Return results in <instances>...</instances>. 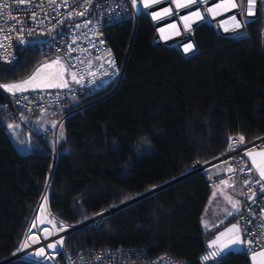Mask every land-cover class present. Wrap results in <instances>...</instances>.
Returning <instances> with one entry per match:
<instances>
[{
	"label": "trees",
	"instance_id": "obj_1",
	"mask_svg": "<svg viewBox=\"0 0 264 264\" xmlns=\"http://www.w3.org/2000/svg\"><path fill=\"white\" fill-rule=\"evenodd\" d=\"M244 27V34L229 36L201 21L192 29L195 48L183 53L173 44H152L153 23L141 11L135 24L124 19L103 30L122 68L119 81L58 106L68 113L55 157L38 142L18 152L0 123V261L21 247L41 203L52 218L74 226L166 184L100 223L70 231L63 248L75 254L122 246L144 250L147 257L168 253L186 264H202L199 255L208 241L235 216L202 228L214 171L192 172L191 163L219 156L231 135L245 140L264 135L262 2L258 16ZM46 56L43 44L18 46L14 60H0V83L25 77ZM5 99L0 90V103ZM145 144L147 151L137 152ZM53 257L65 264L61 250ZM2 264L50 263L30 256ZM209 264L251 263L243 251H228Z\"/></svg>",
	"mask_w": 264,
	"mask_h": 264
},
{
	"label": "built area",
	"instance_id": "obj_2",
	"mask_svg": "<svg viewBox=\"0 0 264 264\" xmlns=\"http://www.w3.org/2000/svg\"><path fill=\"white\" fill-rule=\"evenodd\" d=\"M262 1L253 0V3L249 5L248 0H233L236 7H232L230 0H196L195 3L189 0H179V3L184 6L178 7V0H147V6L145 0H137L135 5L132 0H24V3H19V0H0V45H3L0 47V60L12 61L17 57L18 46L37 42L46 47L47 56L45 58L54 57L65 63L69 80L67 87L51 90L30 89L19 93H8L0 88L6 97L0 103V123L5 126L8 138L18 152L26 153L30 151L33 142H38L49 147L55 157L57 129L36 131L25 122L24 118L27 114L58 107L85 91L93 89L99 83L106 84L114 79L119 81L122 68L116 65L115 58L106 46L103 33L105 27L124 19H131L135 24L138 14L144 11L149 15L154 26L152 44H173L181 52L188 53L189 51L184 52L181 48V39L171 37L168 27L170 21L175 20L179 23L181 33L193 42V50L195 43L192 29L199 22L214 23L218 28L217 21L235 16L242 25L237 33H229V29L221 31L219 28L218 32L229 36L244 34V22L258 16L259 5ZM5 4L9 7H3ZM217 4L222 5L221 10L216 12L209 10L211 6ZM223 4H225L224 7ZM249 7H251L252 14H249ZM196 10L203 12L202 19L186 28L182 22L183 17L193 14ZM21 40L24 42L22 43ZM72 73L76 74L79 83L72 79ZM241 136L240 134L231 135L227 141V148L222 154L209 163L201 164L198 160H194L189 170L192 172L205 171L209 175V170L213 169L214 177L207 182L210 186L217 177L227 181L237 179L241 190V206L237 210L234 222L245 240L254 241L264 237V193L259 192L263 182L245 153L251 149H264V140L262 138L259 140L244 139V142L240 143ZM230 144L234 145L231 150ZM230 168L232 171H229ZM241 168H245V171H240ZM210 177H212L211 174ZM245 181H248L247 185ZM257 181L260 183H256ZM103 216L104 214H98L87 220L100 223ZM53 219L55 228L64 227L63 231L54 233L47 239L43 238L39 232V243L27 249H21L19 252L21 257L32 253L31 258L36 261H45L50 258V264H59L52 259L48 243L52 241L57 243L62 237L61 243H57V251H62L65 264H186L185 260L168 253L147 257L144 250L122 246L88 248L73 254L63 248V239L73 226L62 224L56 218ZM39 246L46 250L43 257L36 255ZM263 246L264 242L253 243L249 250V245L246 243L241 251L249 255ZM219 256L217 247L208 245L207 249L199 255V260L202 264H209L211 260H216Z\"/></svg>",
	"mask_w": 264,
	"mask_h": 264
},
{
	"label": "crops",
	"instance_id": "obj_3",
	"mask_svg": "<svg viewBox=\"0 0 264 264\" xmlns=\"http://www.w3.org/2000/svg\"><path fill=\"white\" fill-rule=\"evenodd\" d=\"M49 60H54V62L59 61V63H47ZM38 69H39V72H37ZM33 74H36L35 83L61 84L66 81L67 85L69 84L68 71H67V67L65 63L62 60L54 58V57L43 58L40 62L34 65L32 70L25 77L8 81V82H5L4 84L19 83L29 78ZM100 84L103 85L102 83H99L97 85H100ZM25 87L27 90H30V89L51 90V89L63 88V87H43V86L41 87L25 86ZM4 91L8 93L22 92V91L10 92L6 89H4ZM46 111H48V114L55 116L54 120L57 119L54 126H51V123L48 122L46 113L37 112L33 114H27L24 120L30 127H32L33 129H36L37 131H41L44 129L54 130L55 128L58 127L59 123L61 124L64 114H62L60 107L48 108V109H45L43 112H46ZM260 151H264V149H258V150L251 149V150H248L247 152H253V154H255ZM255 158L258 163L261 161V159H264L260 157L259 155H256ZM247 159L251 162V159L249 158V156H247ZM256 174L260 178V174L258 171H256ZM222 181L224 183H222ZM262 182L264 185V180H262ZM240 194H241V190H240V185L237 179H233L232 181L231 180L227 181L220 177L215 178L211 185L210 196L206 202V205L200 217L201 226H202V220L207 221V224L205 226H202V228L205 230L213 229L214 227H217L220 223H222L225 219L229 217H234L237 213V210L241 206ZM226 197H230L232 202H236V210L233 209L232 202L226 199ZM229 213H232V214L229 215ZM263 222H264V217H263ZM233 225H237V224L234 221H232L218 228V230H216V232L213 234L211 239L208 241V245H210V243H212L213 241L216 242L213 246L217 247L218 253L220 255L228 252L225 246L229 245V242L236 239L237 236H241V238L244 239L242 235L240 234V231L238 232L236 230H233L231 232L226 231L227 229L232 228ZM221 233H224V235L221 236L220 235ZM217 237H219V239H217ZM245 244L246 243L242 245H233L231 251H241ZM261 248H258L254 250L253 252H259L261 251ZM221 249H224V250L221 251ZM253 252H251L248 255L250 258L251 264H253V259H252ZM259 259L260 257H257V260Z\"/></svg>",
	"mask_w": 264,
	"mask_h": 264
},
{
	"label": "snow or ice",
	"instance_id": "obj_4",
	"mask_svg": "<svg viewBox=\"0 0 264 264\" xmlns=\"http://www.w3.org/2000/svg\"><path fill=\"white\" fill-rule=\"evenodd\" d=\"M189 2L195 3L196 0H189ZM19 3H24V0H19ZM132 3H133V5H135L137 3V0H132ZM248 3H249V5H251L253 3V0H248ZM145 5L147 6V0H145ZM177 6L182 7L184 5L180 4L179 0H178ZM3 7L7 8V7H9V5L5 4V5H3ZM232 7H236V4L233 3ZM249 14H252L251 7H249ZM69 15H71V13H69ZM80 15H83V13H80ZM193 15L198 16L199 14L193 13ZM232 19L235 21L236 20L235 16H233ZM235 26H236V28H239L240 23L236 22ZM21 42L23 43L24 41L21 40ZM2 46L3 45H0V47H2ZM191 48H192V45H187L185 47V52L189 51ZM69 51H71V49H69ZM109 55H110V53H109ZM54 63H59V61H56ZM37 72H39V69L37 70ZM71 75H72V79L75 82H77V83L80 82L79 80H77L75 73H72ZM35 81H36V74H33L29 78H27V79H25L19 83L3 84V85H0V87L4 88L10 92H18V91L27 90L25 86H31V87H41V86H43V87H67L68 86L66 81L64 83H61V84H52V83L40 84V83H35ZM9 127H11V125ZM239 142L240 143L244 142L243 136H241L239 138ZM233 147H234V145H232V144L229 145L230 150ZM245 155L249 156V158L251 159L253 167L256 169V171L259 172L261 180H264V159H261V161L258 163L256 158H255L256 155H259L260 157L264 158V151H260V152H257L255 154H253V152H246ZM229 171H232V169L230 168ZM240 171H242V172L245 171V168H241ZM248 171H251V169H248ZM222 183H224V182L222 181ZM256 183H260V181H257ZM247 184H248V181H245V185H247ZM262 188H264V185H262ZM226 199H228L230 202H232L230 197H226ZM249 199H251V197ZM232 204H233V209L236 210V202H232ZM231 214L232 213H229V215H231ZM33 226H35V225H33ZM61 230H62V228H61ZM233 230H236L237 232L239 231V229L237 228V225H233L232 228L227 229L226 231L231 232ZM220 235L223 236L224 233H221ZM257 235H259V234H257ZM217 239H219V237H217ZM34 242H36V241H34ZM262 242H264V237H262L259 240L252 241V240H244L241 238V236H237V238L230 241L229 245H226L225 248L228 251H231L233 245H242L244 243H247L249 245V250H251V245L253 243L261 244ZM57 243H60V241H57ZM215 243L216 242L213 241L212 243H210L209 247H212ZM27 246H28L27 242L25 241L23 244V247H27ZM48 247H55V244H50V245H48ZM223 250L224 249H221V251H223ZM43 253H44V249L41 248V249H39V251L36 254L37 255H43ZM213 255H217V253H213ZM257 257H260V259L257 260ZM205 258L207 259L208 257H205ZM252 259H253V264H264V247H262L261 251H259V252H253Z\"/></svg>",
	"mask_w": 264,
	"mask_h": 264
},
{
	"label": "rangeland",
	"instance_id": "obj_5",
	"mask_svg": "<svg viewBox=\"0 0 264 264\" xmlns=\"http://www.w3.org/2000/svg\"><path fill=\"white\" fill-rule=\"evenodd\" d=\"M262 3H263V11H264V0L262 1ZM259 9H260V5H259ZM260 12V11H259ZM214 26H215V24L214 23H212ZM216 27V26H215ZM216 29L218 30V31H220L217 27H216ZM240 34H242V33H239V34H237L236 36H238V35H240ZM106 62H107V59H106ZM47 63H54V60H49ZM5 83V82H4ZM4 83H1L0 85H3ZM1 89H3L4 90V88H2V87H0ZM40 113H46L47 114V120H48V122H50L51 123V126H54L55 125V123H56V121H57V119H55L54 120V118H55V116L54 115H50V114H48V111H46V112H43V111H41ZM43 115V114H42ZM55 129H57V141L58 140H61V139H63V136H64V132H63V127L61 126V124L59 123L58 124V127L57 128H55ZM34 130H36V129H34ZM45 130V129H44ZM37 131V130H36ZM41 131H43V130H41ZM262 137H264V135H260V136H258V137H256V138H254V140H259L260 138H262ZM146 152L147 151V147H146V144L144 145V146H138V151L137 152ZM222 154V153H221ZM215 159V158H214ZM214 159H212V160H214ZM212 160H210V161H207V162H201V161H199L198 160V163H209V162H211ZM208 166H211V165H208ZM43 201H45V200H43ZM125 202H127V201H125ZM125 202H123V203H125ZM117 206H119V205H117ZM116 207V206H115ZM105 212H106V210L105 211H103V212H101L100 214H104V215H106L105 214ZM55 220L50 216V213L48 212V210H47V207H46V205H45V203H41L40 205H39V207H38V210H37V213L34 215V217H33V219H32V222H31V230H29L28 232H27V234H26V236H25V238H24V241H23V243H22V245H21V249H27L28 247H30L31 245H33V244H36V243H39V241H40V237L38 236L39 235V232L41 233V235L43 236V238H45V239H47V238H49V237H51L54 233H59V232H62L63 231V229H64V227L62 228V230H61V227H59V228H55ZM207 224V221L206 220H202V226H205ZM33 225H35V226H33ZM58 229V230H57ZM61 239H62V237H61ZM61 239L59 240L60 241V243H61ZM27 242V247H23V244H24V242ZM34 241H36V242H34ZM50 244H55V247H48V250L50 251V253L52 254V259H54L53 258V256H54V253L57 251V243L56 242H54V241H52V242H49L48 243V245H50ZM18 249L16 252H14V258H18V257H21V255L20 254H17V255H15V253H19L20 251H21V249ZM41 248H43V247H41V246H39V248L36 250V253L39 251V249H41ZM44 249V248H43ZM33 252V251H32ZM46 254V250L44 249V253H43V255H37V256H39V257H43L44 255ZM32 255V253H27L26 254V257H29L30 258V256ZM22 257H24V256H22ZM8 259L9 258H5V259H3L2 261H4L5 260V262H7L8 261ZM50 258H47V259H45V262H50ZM1 262V261H0Z\"/></svg>",
	"mask_w": 264,
	"mask_h": 264
},
{
	"label": "bare ground",
	"instance_id": "obj_6",
	"mask_svg": "<svg viewBox=\"0 0 264 264\" xmlns=\"http://www.w3.org/2000/svg\"><path fill=\"white\" fill-rule=\"evenodd\" d=\"M230 3L233 4V0H230ZM225 4H223V7H224ZM221 7L222 5L220 4H217V5H213L209 8L210 11L212 12H216L217 10H221ZM252 7V6H251ZM194 13H198L199 15H193V14H190L188 16H185L183 17V24L186 26V28H189V25L194 23L195 21H198L200 19H202L203 17V12L201 10H196L194 11ZM233 16L229 17V18H226V19H220L219 21H217V26L218 28L221 30V31H227L229 29V33H232V34H235L238 32V29L240 28H236V22H239L240 23V26L241 25V21L237 18L236 20L234 21L232 19ZM191 26V25H190ZM170 31H171V37L172 38H179L181 39V48L183 49V51L185 52V47L187 45H192L193 47V42L186 37L185 34H182L180 29H179V23L175 20L173 21H170L169 25H168ZM165 37H167V35H164ZM192 50V48L190 49ZM189 50V51H190ZM188 52V51H187ZM262 139L264 140V137H262ZM262 140V141H263ZM15 254H19L18 252L15 253Z\"/></svg>",
	"mask_w": 264,
	"mask_h": 264
},
{
	"label": "water",
	"instance_id": "obj_7",
	"mask_svg": "<svg viewBox=\"0 0 264 264\" xmlns=\"http://www.w3.org/2000/svg\"><path fill=\"white\" fill-rule=\"evenodd\" d=\"M187 174H189V173L187 172V173H185V174H183V175H181V176H179V177L173 179V180L170 181V182L176 181V180H178V179L184 177V176L187 175ZM170 182H169V183H170ZM167 184H168V183H167ZM165 185H166V184H164V185H160V186H158V187H155V188H153V189H151V190H149V191H147V192H145V193H143V194H141V195H138V196H136V197H134V198L128 200V201L125 202V203H121L119 206H116V207L110 208V209L106 210L105 214L111 213V212L115 211L116 209L121 208V207H123V206H125V205H127V204H129V203H131V202H133V201H135V200H137L138 198H141V197L145 196V195L148 194V193L154 192V191H156V190L162 188V187L165 186ZM259 192H260V193H264V188H261V189L259 190ZM87 222H88V220H85V221H83V222L80 223V224L74 225L73 228H71V231L74 230V229H76V228H78V227H80L81 225H83V224H85V223H87ZM15 255H17V254H15ZM12 258H14V255H11V257H9L8 260H10V259H12ZM4 262H5V260H4V261H1L0 264H2V263H4Z\"/></svg>",
	"mask_w": 264,
	"mask_h": 264
}]
</instances>
